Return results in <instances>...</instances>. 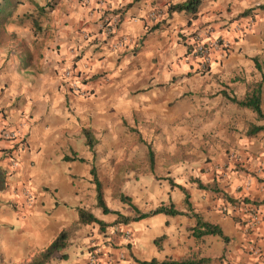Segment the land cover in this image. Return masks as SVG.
Instances as JSON below:
<instances>
[{
	"label": "crops",
	"instance_id": "crops-1",
	"mask_svg": "<svg viewBox=\"0 0 264 264\" xmlns=\"http://www.w3.org/2000/svg\"><path fill=\"white\" fill-rule=\"evenodd\" d=\"M43 1L18 4L13 13L18 20L14 22L12 14L9 24L14 23L13 28L5 33L6 41L0 38V122L18 132L16 140L0 142V264L30 261L73 224L77 227L64 250L65 258L50 264H87L92 245L100 249L96 264H140L153 258L264 264V182L238 174L239 165L259 166L264 143L260 137L245 135L248 122L257 123L255 114L223 94L242 98L246 84L264 76V8L257 7L264 0H201L196 13L181 11L170 16L168 4L181 0H109L121 13L117 36L128 38L126 45L115 49L83 41L84 32L93 34L100 29L97 0H54L34 32L31 13L36 14L48 0ZM249 8L251 14L238 16ZM158 10L165 11V17L152 20L151 13ZM203 28L212 37L230 41L225 54L213 55L206 72L197 69L186 44L191 33ZM10 42L16 46L8 52ZM77 44L83 48L75 58L72 50ZM73 66L88 76L81 86L86 93L72 92L63 82V71ZM261 108L264 111V81ZM242 109L250 112L245 121ZM242 121L246 123L243 131ZM178 122L185 123L184 127L179 128ZM85 128L92 130L97 141L93 153L85 144ZM135 129L143 139L174 138L186 132L185 137L201 147L211 146L209 154L215 159L177 161L169 147V157L162 163L157 162L161 150H154L155 165L150 171L145 144L139 142L144 145L139 146ZM123 151L130 157L140 153L125 170L140 159L149 174L118 176L113 158ZM10 155L18 160L17 168L10 167ZM74 156L83 160L65 159ZM237 156L242 160L238 166L234 162ZM92 165L103 187L109 186L101 176L104 165L109 184L114 179L119 186L122 179L131 178L144 187V180L154 179L153 190L140 192L153 207L142 209L132 199L142 213L170 201L187 212L184 191L172 186L170 178L184 187L194 211L220 225L228 240L211 234L195 237L190 230L195 224L191 214L157 213L116 223L117 214L105 213L97 205ZM219 169L220 179L216 176L215 181L236 200L234 205L190 181L198 178L208 184L214 179L209 173ZM25 187L33 194L31 200L21 193ZM105 193L103 190L106 206L120 212L110 206ZM246 207L254 208L258 215L250 228ZM77 208L88 210L107 226L100 229L97 223H77ZM122 215L133 218L138 214ZM116 225L132 230L129 243L121 233L113 232Z\"/></svg>",
	"mask_w": 264,
	"mask_h": 264
},
{
	"label": "trees",
	"instance_id": "trees-1",
	"mask_svg": "<svg viewBox=\"0 0 264 264\" xmlns=\"http://www.w3.org/2000/svg\"><path fill=\"white\" fill-rule=\"evenodd\" d=\"M31 1H34V0H31ZM22 2H24V0H0V26L3 27V25L8 24L10 22L12 14L16 11L17 5ZM200 2L201 0H181L175 3L168 4L166 11L169 16L173 12H181V11L194 14L198 10V6ZM54 3H55L54 0L46 1L45 5L39 8L37 15L38 16L41 15L42 17V14H44L47 10H49L52 6H54ZM257 7L263 9L264 4H260ZM251 12H252V8H249V9L242 11L238 16H246V15L251 14ZM38 19L37 17L32 18V25L34 27V32H37L38 29H40V26L38 24ZM254 62H255L256 67L260 69L261 68L260 64L258 63L256 58H254ZM263 81H264V76L260 80L247 83L246 92L242 98H238L235 95H229L225 91H223V94L226 96V98L229 101L236 104L239 108H247L255 114L257 123L251 122L248 124L245 130V135L247 137H254L259 133H264V111L261 108V91H262ZM133 131H135L138 135V142L145 144L146 163L148 165V169L150 171H153V168L155 165V151L152 147V144L151 142H148L147 140L143 139L136 129ZM83 133L85 136V144L88 146V148L93 153L94 146L96 145L97 141L93 136L92 130L89 128H85L83 130ZM65 159L66 160H73V159L83 160V158H77L76 156H74L73 158L65 157ZM90 173L92 175V180L96 185L97 205L101 207L105 213L113 212L117 214L116 223H120V222L127 223L130 220H137V219L146 217L150 214H157V213H165V214H170V215H176V214H189L190 215L191 214L192 217L195 218V224L190 227V230L192 231V234L195 237L201 238L204 235L211 234V235L220 236L224 241L228 240V237L224 234L220 225L204 220L199 213L194 211L192 204L189 200V194L184 190V187L178 184H174L170 178H169V182L172 186L176 185L184 191L183 203H184V206L187 212L177 209L175 205L170 201L169 204L161 203L155 209L149 211L148 213H142L141 211H139L137 206L132 202V199L129 195L119 191L116 195L118 199L122 201L123 203L130 205L134 213L138 214L137 216L133 218H128V217L123 216L120 212L113 211L106 206L104 198H103L102 182L100 181L97 175V170H96L95 165H92ZM190 181L196 182L198 188L206 189V190L208 189L212 191L213 193L219 194L221 197H223L225 200H227L232 205L236 203V200L228 196L225 193V191L219 185H217V182L215 181V179H213V181L208 184H203L198 178H190ZM77 211H78L77 223H80V224L97 223L100 229H103L104 227L107 226L106 223H104L102 220L95 217L88 210H85L83 208H77ZM76 227H77V224H73L69 228H66L60 231L56 235V237L43 250L36 253L30 259V261L24 264H50L55 259H64L66 256V253L64 252V250L70 244V238L74 234ZM208 261L209 260L206 258H187V259H182V260L165 259L163 261H158L155 258H153L149 261H140L139 263L140 264H207Z\"/></svg>",
	"mask_w": 264,
	"mask_h": 264
},
{
	"label": "built area",
	"instance_id": "built-area-1",
	"mask_svg": "<svg viewBox=\"0 0 264 264\" xmlns=\"http://www.w3.org/2000/svg\"><path fill=\"white\" fill-rule=\"evenodd\" d=\"M96 2L100 4V29L97 33L93 34L84 32L83 41H86L88 45H93L94 47H101L102 45H108L114 49L123 47L126 45L128 38L122 35L117 36V29L121 22L120 11L113 8L110 5L109 0H97ZM165 14V11L158 10L157 12H152L150 17L152 20H161L165 17ZM186 44L188 46V55L195 60L197 69L201 72H206L209 69L213 55H223L230 48V41L228 39L218 36H210L208 28L195 30L187 39ZM82 46L83 44L81 46L77 44L73 48L72 52L74 53L75 58L80 56L83 48ZM62 78L70 91L78 94L87 92V90L82 89L81 86L85 83L88 76L81 70L75 69L74 66L66 68L63 71ZM17 136L18 132L15 129L0 122V142L16 140ZM9 157L10 167L12 169L17 168L18 160L16 157L13 155H10ZM21 193L26 200H31L33 198V194L28 187L22 188ZM245 210H248L250 214V223H248V227L250 228L256 221H258V215L254 208L246 207ZM113 232L121 233L128 243L132 239V230L127 226L116 225L113 228ZM87 253V264H96L100 249L96 245H93Z\"/></svg>",
	"mask_w": 264,
	"mask_h": 264
},
{
	"label": "rangeland",
	"instance_id": "rangeland-1",
	"mask_svg": "<svg viewBox=\"0 0 264 264\" xmlns=\"http://www.w3.org/2000/svg\"><path fill=\"white\" fill-rule=\"evenodd\" d=\"M28 2V4H32L31 0H26ZM44 3L43 0H36V3ZM23 8V7H22ZM27 15V14H26ZM19 16V15H18ZM31 16H35L37 17V19L40 17L41 15L38 16L37 13L36 14H32ZM29 18V16H27ZM33 17V18H35ZM13 18H14V22L16 20H18L19 17H17V15L13 14ZM39 18V19H40ZM14 23H8L5 26H3V28H0V38H2L4 41L7 40V36L5 35L6 32H8L9 30H12ZM29 25L23 26V32L27 33L26 28H28ZM7 34V33H6ZM8 52H10L11 50H13L11 47H15L16 44L14 42H10L8 43ZM262 66L264 68V61H262ZM248 113V114H246ZM250 118V112L249 111H245L244 109H242V120L245 121L247 119ZM242 121V131L245 129V125L246 123ZM212 122V121H211ZM252 121H249V123H251ZM210 124V123H209ZM214 127H216L217 129L220 128V124L219 123H214ZM185 125V123H177V126L179 128H183ZM167 126H169V124H167ZM162 129V128H161ZM186 132H183L180 134V136H176L174 138H159V139H145L147 141H150L152 144L153 149L156 151L161 150V153L159 154V159L157 160V162L162 163L161 160H163V162H165L169 155L168 152H166L167 148H172V153H173V158H176L177 161L180 160H190V159H197V160H202L204 162H211L212 160H214L211 156H213L212 154L210 155V149L212 148L211 146H200V143L190 139V138H186L185 137ZM260 137L261 141H263L264 143V133H259L255 136V138ZM135 141V140H134ZM137 142V141H135ZM139 144V146H144L143 144L137 142ZM213 143V142H211ZM136 144V143H135ZM198 146V147H197ZM144 148H146V146H144ZM156 151V152H157ZM204 152L203 154L201 152ZM140 156V153L138 154H134L133 157H130V155L126 154V151H123L122 154H117L114 156L113 161L116 162L117 165V175L124 178L126 175L128 176H136V175H148L149 174V170L146 167V164L144 163V165H141L140 163V159H139V163L136 164L135 167H133L130 170H125L126 164H130L131 161H135L136 157ZM106 159V156H103ZM241 156H237L234 159V162L236 164V166H238L242 160H240ZM258 157L260 158L259 161L260 163L258 167H256L255 169H249V166H240V170L239 173H243L244 177L247 178H251V179H257L260 182H264V154L262 155H258ZM108 160V159H107ZM125 161H128L127 163H125ZM178 163V162H177ZM105 165L107 164V161H105L104 163ZM103 167V171L101 172V176L104 179V182L107 183L109 186L103 187V190L106 192L105 195L107 197V200L110 204L111 207L116 208L120 211L121 214H135L134 211L132 210L131 206L123 203L121 201H119L118 197L116 196L117 193L119 191L125 193V194H131V199H133L135 202L138 201L137 203L140 204L142 209H149L151 207H153V203L150 201L148 202L147 199H145L143 197V195L140 194V192H142L143 189L145 190H153V187L156 185L155 183H157L156 181L153 180H144L145 182V186H140L138 182H134L131 180V178H129V180H124L122 179V181H120L119 186H117L115 183H118L117 180H112L109 181L106 178L108 171H106V167ZM162 165V164H161ZM210 176H213V178L215 179L216 176L219 177L220 179V169L218 171L214 170L213 172L209 173ZM114 175V172H113ZM210 179H212V177H210ZM129 183V184H128ZM145 199V200H144ZM243 201V200H242ZM243 203L247 204V205H255V202H251V201H243ZM257 203V202H256ZM245 210V209H244ZM114 211V210H113ZM130 211V213H128ZM248 210H246L247 212ZM90 232H92V230L90 229ZM93 246V245H92ZM90 246V247H92Z\"/></svg>",
	"mask_w": 264,
	"mask_h": 264
}]
</instances>
